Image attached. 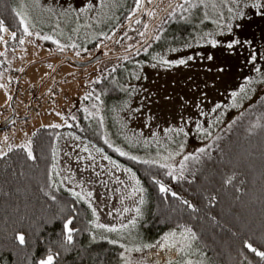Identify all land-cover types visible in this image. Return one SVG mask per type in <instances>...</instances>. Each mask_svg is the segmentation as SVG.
<instances>
[{"label": "rangeland", "instance_id": "obj_1", "mask_svg": "<svg viewBox=\"0 0 264 264\" xmlns=\"http://www.w3.org/2000/svg\"><path fill=\"white\" fill-rule=\"evenodd\" d=\"M127 1L12 0L14 13L22 14L32 35L23 32L12 39L14 31L4 25L7 31L0 40V56L7 67L0 70V121L11 114L15 71L29 62L49 57L32 64L21 76L19 94L14 100L16 117L0 129V153H5L9 145H29L35 129L64 125L66 118L76 117L72 107H86V117L93 125V121L99 124L102 137L113 147L137 159L178 164L187 155L210 144L232 118L264 92V14H260L264 13V0H260V9L251 6L256 0H191V3L178 0L166 14L170 19L181 18V23L194 22L190 30L196 33L193 39L179 47L157 51L151 61L135 62L127 70V65L121 62L147 53L160 37L163 21L153 26L152 39L137 49L141 51L132 54L147 37L141 27L137 43L132 44L134 35L126 36L117 49L108 51L109 45L103 50V54L114 56L90 67L77 68L68 62L60 64L28 108L34 90L63 55L80 60L89 58L91 51L84 53L85 48L95 38L107 36L122 12L130 9ZM146 1L150 3V11L147 13L144 8L141 20L144 19L142 24L145 23L147 30L148 20L155 19L172 0ZM237 13H242V17ZM229 24L232 25L230 31ZM21 26L23 29L24 25ZM121 26L112 31L114 36ZM45 36L50 39H43ZM234 39L241 43L227 48V43ZM8 40L9 43H5ZM212 40L217 41L216 46L211 44ZM190 56L193 59L189 60ZM181 59L186 63H172ZM100 77L108 80L98 88L94 82ZM101 91L104 93L99 99L96 92ZM118 93L123 95L119 98ZM110 95L116 96L113 102ZM85 97L95 105L86 104ZM181 128L183 132L179 131ZM113 134L125 138L128 145L118 144ZM104 157L108 156L101 149L65 131L55 143L53 174L68 191L85 197L91 223L100 236L133 237L127 244L121 241L131 250L124 251L120 264H161L163 258L169 256L167 251L185 254L180 264H212L187 230H167L157 245L132 251L144 242V239L134 238L141 234L144 237L138 231L140 219L136 211L143 200L140 181L131 169ZM89 192L91 197L87 196ZM97 223L118 231L97 228Z\"/></svg>", "mask_w": 264, "mask_h": 264}, {"label": "trees", "instance_id": "obj_2", "mask_svg": "<svg viewBox=\"0 0 264 264\" xmlns=\"http://www.w3.org/2000/svg\"><path fill=\"white\" fill-rule=\"evenodd\" d=\"M140 2L128 0L132 11L122 12L107 36L92 40L84 53L91 51V57L109 42L115 34L112 31L136 14ZM141 19L135 20L123 35L127 29L124 30L108 51L117 49L128 35H134L133 45L137 43L139 28L144 29V34L146 31ZM0 21L16 36L23 34L12 0H0ZM162 21L160 37L153 47L145 54L121 62L127 65V70L135 62L151 61L157 51L184 45L196 34L190 31L194 22L181 23V18L170 19L167 14L157 24ZM1 57L0 70H4L7 63ZM21 71H15V84ZM107 80L100 77L94 83L101 88ZM96 93L102 99L104 92ZM122 95L118 93L119 98ZM115 97L109 96L111 102ZM84 101L95 105L89 99ZM84 108L72 107L76 117L66 118L64 125L40 126L32 132L30 146L34 159H29L26 148L20 146L12 147V151L7 150V155L0 158V264H41L49 256L52 264H120L124 251L131 250L121 241L126 243L133 237L100 236L91 223V212L85 201L56 181L55 143L65 131L95 145L138 177L143 192L138 231L144 237L141 234L134 238L144 242L132 251L157 245L167 230H187L212 264H264V260L245 246L247 241L264 251V92L232 118L210 144L201 148L203 151L199 149L171 165L155 160H133L129 154L121 156L115 151L118 147L102 137L99 124L89 121ZM113 137L118 144L128 145L125 138L114 134ZM161 184L169 191L161 192ZM68 229L72 230L71 242L67 240ZM21 235L24 243L19 241ZM168 252V258L164 257L161 264H180L185 260L182 252L180 256L170 253L174 257Z\"/></svg>", "mask_w": 264, "mask_h": 264}, {"label": "water", "instance_id": "obj_3", "mask_svg": "<svg viewBox=\"0 0 264 264\" xmlns=\"http://www.w3.org/2000/svg\"><path fill=\"white\" fill-rule=\"evenodd\" d=\"M178 0H172L171 2H169L160 12L159 14L155 17V19H153L147 26V37L144 39V41L140 44H138L133 50H137L142 48L143 46H145L151 39H152V27L159 22L162 17L169 11V9L177 2ZM144 8H146L147 13L150 11V6L147 5V1L146 0H142L140 8L138 10V12L136 14H134L126 23H124L120 29L117 31L116 35L114 36V38L112 39V41L106 43L105 45H103L102 47L99 48V50L93 54L91 57H89L88 59H84V60H80L74 56L71 55H63L62 56V60L60 62H58L55 67L52 69V71L49 73L48 76L45 77V79H43L42 82L39 83V85L36 87V89L34 90V93L32 95V97L30 98L29 102H28V108H30L31 106V102L33 100V98L36 96L37 92L39 91V89L47 82L48 79H50L54 73L56 72L57 67L65 62H68L70 64H72L73 66L77 67V68H85V67H90L92 65H94L95 63L109 57V56H114V55H105L103 54V50L108 47L109 45H111V43L115 42L118 37L121 35L122 31H124L126 28H128L135 20L139 19L143 12H144ZM49 56L47 57H43L41 59L29 62L23 69L22 71L18 74L17 78H16V84H15V89L13 92V96L11 99V114L5 118L4 120L0 121V129L5 128L6 126H8L11 121L16 117V107L14 104V100L16 98V96L18 95V89H19V81L21 79V76L25 73V71L34 63L40 62L42 60H44L45 58L47 59Z\"/></svg>", "mask_w": 264, "mask_h": 264}, {"label": "snow or ice", "instance_id": "obj_4", "mask_svg": "<svg viewBox=\"0 0 264 264\" xmlns=\"http://www.w3.org/2000/svg\"><path fill=\"white\" fill-rule=\"evenodd\" d=\"M187 2L191 3V0H187ZM191 6H192V7H195L196 5H191ZM251 6H252L253 8L260 9L262 5H261L260 0H256V2L253 3ZM181 7H183V5H181ZM81 11H83V9H81ZM230 11H231V10H230ZM260 14H264V13H260ZM16 15H17L18 17H20L19 23H20L21 25H24V28H23L24 33L27 34V35H32V33H31V32L29 31V29H28V26H27L26 23H25V19L23 18L22 14H21L20 12H17ZM237 16H238V17H242V13H237ZM137 22H139V21H137ZM227 27H228V29H229V31H230L232 25L229 24ZM5 31H7V29L4 27L3 21H0V40L3 39V37H2V33L5 32ZM141 35H143V33H141ZM15 38H16V33L13 32V33H12V39H15ZM43 39H46V40H47V39H50V37L45 36V37H43ZM5 43H7V42L5 41ZM20 43H23V40H20ZM239 43H241L239 40H235V39H234V40H232V41H229V42L227 43L226 46H227V48L232 49L233 47H235V46H236L237 44H239ZM211 44H212L213 46H216L217 41L212 40V41H211ZM188 59L191 60V59H193V57L190 56V57H188ZM252 60H255V56L252 57ZM162 63L168 64L169 62H168V61H162ZM172 63L184 64V63H186V61H185L184 59H181V60H179V61L172 62ZM155 66H156V65H153V67H155ZM257 71H259V69H257ZM242 91H243V89H242ZM235 95H236V93H233V96H235ZM85 99H88V97H85ZM217 107H219V105H217ZM214 110H215V109H213V111H214ZM198 127H199V125H198ZM179 131H180V132H183L184 130H183V128H181V129H179ZM106 142H107V141H106ZM110 146H111V145H110ZM21 147L26 148L27 156H28L29 159H34V156H33L32 150H31L30 143H29V145H27V146H23V145H22ZM8 151H12V146H11V145L8 146ZM115 151H117L121 156H125V155H127L125 152L121 151L119 148L115 149ZM201 151H203V149H201ZM5 155H7V153H0V158H2V157L5 156ZM104 158H105V159H108V157H104ZM130 158L133 159V160H136V159H137V157H135V156H132V157H130ZM144 162H145V163H148V161H144ZM129 171H130V170H129ZM169 175H172V173L170 172ZM156 182L159 183V181H156ZM160 191H161V192H166V191H169V189L165 188V187L161 184V185H160ZM72 194H73L74 196H76L77 198H79V199H85V197H84L81 193H79V192H73ZM91 195H92L91 192L87 193V196H88V197H91ZM173 195H175V193H173ZM142 202H143V201L141 200V203H142ZM185 203H187V202H185ZM89 206L91 207V204H90ZM124 211L127 212L128 209L125 208ZM136 211L139 212V209H136ZM95 214H96V210L93 208V215H95ZM67 223L70 224L71 221H68ZM133 223H134V221H133ZM66 227H67V224H66ZM96 227H97V228H103V229H105L106 231H110V232H117V231H118V229L115 228V227H109V226H105V225H103V224H99V223L96 224ZM122 227H126V225H122ZM71 231H72L71 229H68V236H67V240H68V242H71V240H72ZM173 235H174V234H173ZM193 238H194V236H193ZM165 239H167V238H165ZM19 241H20V243H24V237H23L22 235L19 236ZM113 242H114V241H113ZM245 246H246L250 251H252L253 253H255L256 256L260 257L261 260H264V251H259L257 248L253 247V245H252L251 243H248L247 241H245ZM145 247H152V245H145ZM136 250L139 251V249H136ZM41 264H52V257L49 256L48 259H47V261H46V262H45V261H42Z\"/></svg>", "mask_w": 264, "mask_h": 264}, {"label": "flooded vegetation", "instance_id": "obj_5", "mask_svg": "<svg viewBox=\"0 0 264 264\" xmlns=\"http://www.w3.org/2000/svg\"><path fill=\"white\" fill-rule=\"evenodd\" d=\"M158 4V3H157ZM148 6H150V3H147ZM154 9V8H153ZM144 12H145V9H144ZM148 20V19H147ZM152 19L148 20V24L151 22ZM106 54V53H104Z\"/></svg>", "mask_w": 264, "mask_h": 264}, {"label": "crops", "instance_id": "obj_6", "mask_svg": "<svg viewBox=\"0 0 264 264\" xmlns=\"http://www.w3.org/2000/svg\"><path fill=\"white\" fill-rule=\"evenodd\" d=\"M16 14V13H15Z\"/></svg>", "mask_w": 264, "mask_h": 264}]
</instances>
